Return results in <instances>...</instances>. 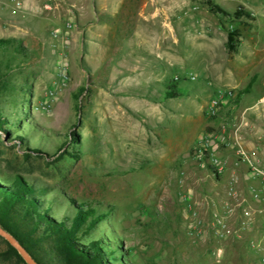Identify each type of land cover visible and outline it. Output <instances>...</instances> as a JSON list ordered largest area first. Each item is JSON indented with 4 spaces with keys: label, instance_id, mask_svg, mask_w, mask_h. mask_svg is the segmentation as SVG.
Segmentation results:
<instances>
[{
    "label": "rangeland",
    "instance_id": "374dc122",
    "mask_svg": "<svg viewBox=\"0 0 264 264\" xmlns=\"http://www.w3.org/2000/svg\"><path fill=\"white\" fill-rule=\"evenodd\" d=\"M204 1L49 0L42 14L49 23L40 18V31L29 22L27 31L3 32L8 26L0 15V38L14 36L32 53L27 66L10 74L15 92L7 95L6 112L28 110L49 136L40 146L50 154L69 131L81 140L79 160L46 163L23 160L3 138L0 177L24 174L80 203L113 206L109 224L133 264H264L261 217L252 213L253 223L242 228L248 206L225 212L218 203L232 198L229 178L221 185L191 161L196 138L233 116V100L217 117L208 115L216 93L236 94L251 82L252 90L264 87V0H213L255 17L235 54L225 49L235 24L213 15ZM10 15L22 19L20 11ZM176 79L188 94L158 106L163 85ZM212 204L225 231L208 214ZM249 208L255 213L264 206Z\"/></svg>",
    "mask_w": 264,
    "mask_h": 264
},
{
    "label": "trees",
    "instance_id": "16d2710c",
    "mask_svg": "<svg viewBox=\"0 0 264 264\" xmlns=\"http://www.w3.org/2000/svg\"><path fill=\"white\" fill-rule=\"evenodd\" d=\"M204 5L222 21L235 24L227 29L225 49L228 54L237 53L244 32L255 21L254 15L243 7L229 10L213 0H205ZM31 59L32 53L21 40L0 38V142L4 144L2 140L6 138L13 143L12 147L22 152L25 161L37 159L48 163L47 158L58 161L65 157L77 161L81 154L77 130L66 133L56 151L50 154L40 146L41 142H49V136L35 123L29 111L8 114L3 107L7 95L15 92L10 74L27 66ZM177 80L164 86L158 102L188 94V90L177 86ZM250 87L242 93H247ZM84 90L81 87L75 99ZM30 135H36L37 141ZM214 177L219 181V175L214 173ZM113 209L111 205L103 209L99 205L80 203L63 189L53 190L35 177L20 173L0 177V227L37 264H133L129 250L109 224ZM0 244V264H26L2 237Z\"/></svg>",
    "mask_w": 264,
    "mask_h": 264
},
{
    "label": "built area",
    "instance_id": "2783aa9c",
    "mask_svg": "<svg viewBox=\"0 0 264 264\" xmlns=\"http://www.w3.org/2000/svg\"><path fill=\"white\" fill-rule=\"evenodd\" d=\"M16 5L18 7L21 6L20 1H16ZM45 10L50 9L49 0L43 5ZM72 26L70 24H66V28L70 29ZM54 38L60 37V33L54 32L52 33ZM62 40L66 41L67 36H61ZM67 79L66 71L63 68L60 73V82L63 83ZM57 86L54 83L53 87ZM50 95H52V91H50ZM236 95L232 93L230 90H222L216 93V95L210 100L208 106V115L210 117H217L219 115V111L221 109V105L235 99ZM254 107H264V95L258 99V101L254 104ZM49 108V105L44 107ZM246 109L241 113V116L237 118L236 116H231L227 119H224L219 122L216 129L206 132L202 134L196 141L194 147L191 150V161L199 168H205L211 170L217 175H221L225 168L226 162L221 157L222 149H232L235 157L238 162L244 164L246 166V172L250 179L256 180L262 186V191H264V161L258 156L257 149H246L243 146V135L244 130L250 128L249 122L246 120L245 113L248 111ZM258 140L264 142V135L258 136ZM238 178L236 176H232L229 185H228V195L232 198L239 197L238 188L236 186ZM249 194L252 200L258 201L260 200L261 193L257 189L250 188ZM243 201V200H242ZM236 207L233 205V208ZM243 207V206H242ZM228 212L231 209L227 210ZM252 213L259 215L264 222V208L252 212L250 208L242 209V228H246L251 225L254 221L252 218ZM214 225L225 231L226 226L224 223V219L222 216L215 214L214 215Z\"/></svg>",
    "mask_w": 264,
    "mask_h": 264
},
{
    "label": "crops",
    "instance_id": "0c3cea01",
    "mask_svg": "<svg viewBox=\"0 0 264 264\" xmlns=\"http://www.w3.org/2000/svg\"><path fill=\"white\" fill-rule=\"evenodd\" d=\"M20 1L21 6L18 7L16 5H9L6 3L5 0H0V15L4 16L5 23L8 27H2V31L5 32L7 30L14 29L15 31H22L23 29H30L32 26L35 30H42V26L40 24V18L44 20V24L49 23V18L46 16H43V5L48 0H15ZM20 11L22 14L21 20H16L15 18H12L10 15L11 12ZM10 12V13H9ZM30 24L32 25H29ZM43 24V25H44ZM10 27V29H9ZM48 27V26H47ZM79 31H82L79 30ZM13 38L14 36H10L9 38ZM166 85V84H165ZM163 85V90L164 86ZM251 85L252 82L248 84V86ZM248 86L246 88H248ZM248 90L247 93H242L244 90L237 92L235 95V99L233 101V106L229 107L232 109L233 116H236L239 118L241 116V113L249 108L248 111L245 113L246 120L249 122L250 128L244 130L243 135V146L246 149H257L258 156L264 161V142L258 140V136L264 135V107H254V104L264 95V87H260L259 90H252V88ZM163 90L160 93V96L163 93ZM240 93V94H239ZM136 98H140L139 95L145 96L144 94H138L135 93ZM159 96V97H160ZM158 97V98H159ZM166 101V100H165ZM164 102V101H163ZM163 102L156 101L157 105H161ZM231 117V116H230ZM229 118V117H227ZM225 118V119H227ZM198 137L196 138L195 142L191 146V148L194 147ZM221 157L226 162V169L224 170L223 174L219 175L220 179L219 182L221 185H225L228 181L231 179L232 176H236L238 178L237 181V188L239 192V197L237 198H228L226 200H222L218 203L221 204L222 208L225 209V212H228V208L235 205L237 209H239L242 206H248L254 205L255 207L258 206H264V191H262V186L260 183L256 180H252L248 177L246 172V166L240 162H238L237 158L235 157L232 149H224L220 152ZM224 181V182H223ZM257 189L261 193L260 200L254 201L250 197L249 189ZM243 200V201H242ZM213 206L209 205L208 214L213 213L214 209L212 207L216 206L212 204ZM227 209V210H226ZM254 211H258L256 208ZM186 215V214H185Z\"/></svg>",
    "mask_w": 264,
    "mask_h": 264
},
{
    "label": "water",
    "instance_id": "95a60500",
    "mask_svg": "<svg viewBox=\"0 0 264 264\" xmlns=\"http://www.w3.org/2000/svg\"><path fill=\"white\" fill-rule=\"evenodd\" d=\"M0 237H2L5 241H7L22 257L24 262L26 264H37L29 255L28 253L23 249V247L20 246V244L6 231H4L0 227Z\"/></svg>",
    "mask_w": 264,
    "mask_h": 264
}]
</instances>
